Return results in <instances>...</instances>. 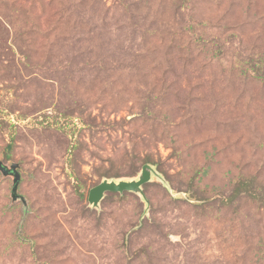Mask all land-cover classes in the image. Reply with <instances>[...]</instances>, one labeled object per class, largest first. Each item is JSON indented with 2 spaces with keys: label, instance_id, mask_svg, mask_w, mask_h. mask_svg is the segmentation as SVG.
Masks as SVG:
<instances>
[{
  "label": "rangeland",
  "instance_id": "374dc122",
  "mask_svg": "<svg viewBox=\"0 0 264 264\" xmlns=\"http://www.w3.org/2000/svg\"><path fill=\"white\" fill-rule=\"evenodd\" d=\"M0 161V264H264V0H0Z\"/></svg>",
  "mask_w": 264,
  "mask_h": 264
},
{
  "label": "water",
  "instance_id": "95a60500",
  "mask_svg": "<svg viewBox=\"0 0 264 264\" xmlns=\"http://www.w3.org/2000/svg\"><path fill=\"white\" fill-rule=\"evenodd\" d=\"M0 172L4 176H9L13 178V188H12V198L14 201L22 200L25 203L24 198L19 195L18 189L21 183V174L19 172V164L14 163L11 166L4 164L0 161ZM153 177L163 181L160 173L157 171L156 167L152 164H145L137 178L132 179H115V178H105L95 187H93L89 192L88 201L90 205L95 208H99L102 200L108 193H118L124 194L134 193L139 195L145 202L146 196L144 193V185L150 183ZM166 184V183H165Z\"/></svg>",
  "mask_w": 264,
  "mask_h": 264
},
{
  "label": "trees",
  "instance_id": "16d2710c",
  "mask_svg": "<svg viewBox=\"0 0 264 264\" xmlns=\"http://www.w3.org/2000/svg\"><path fill=\"white\" fill-rule=\"evenodd\" d=\"M248 187H249V185L247 183H241L238 186H236V188H235L236 197L240 196L242 193H250V190ZM125 193H127V192H125ZM113 194H116V193H113Z\"/></svg>",
  "mask_w": 264,
  "mask_h": 264
}]
</instances>
